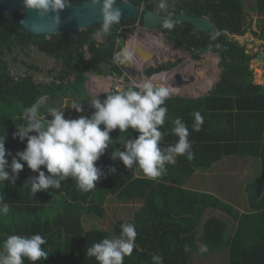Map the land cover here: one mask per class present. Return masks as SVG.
<instances>
[{"label":"trees","instance_id":"1","mask_svg":"<svg viewBox=\"0 0 264 264\" xmlns=\"http://www.w3.org/2000/svg\"><path fill=\"white\" fill-rule=\"evenodd\" d=\"M81 1L68 0V3L77 4ZM127 1L134 2L143 11L156 10L175 21L172 29L163 26L168 39L175 40L181 46L187 42L184 48L195 59L201 58L198 52L200 47L214 45L221 67L227 68L222 75L232 80L236 87L217 82L204 96H172L166 99L164 106L168 111L160 128L163 133L160 147L164 149L178 140L171 129L179 117L188 128V140L194 158L189 160L186 155L177 156L174 163L165 165V173L157 178H147L135 166L128 170L122 161L111 160L113 147L123 150L119 136L128 139L139 134L131 129L123 133L116 129L110 133L114 139L113 145L110 144L96 162L105 172L109 165L114 166L116 173L99 180L89 192L80 191L75 180L68 178L61 183L60 189L40 191L34 195L25 181L38 173L32 172L26 164L15 184L5 182V187L0 186V197L10 205L9 213L0 216V242L13 234L42 235L47 241L42 248L49 255L36 264H97L94 258L86 255V248L103 238L118 236L124 223L134 224L137 232L133 252L124 258V264H153L154 254L162 256L163 264H195L194 255L200 250V245L219 249L222 245L221 233L227 227L216 216L205 219L207 209L227 204L215 195L191 190L185 185L197 170L210 169L225 156L241 155L254 158V161L261 160L262 173L249 182L248 198L253 206L264 205V197L257 199L260 193L264 195V87L261 86L263 83L259 85L254 82L255 74L250 67L251 60L257 54L249 53L246 46L236 39V36H242L247 31L264 39V0ZM160 2L166 4V10L159 8ZM181 11L210 19L213 29L204 32L186 30L171 15ZM253 14L258 15L260 34L253 29ZM21 16L22 13L7 14L0 11V135L6 134L5 147L12 156L23 150L26 143L20 142L18 138L13 139L17 125L25 123L21 118L23 111L39 104V113L45 115L46 109L40 101L44 96L49 102L62 98H97L89 97L86 91L87 72L122 76L124 68L113 62V56L126 45L127 33L143 25L142 17H128L120 19L107 34L100 31L101 25H92L72 34L60 32L46 36L24 30L20 25ZM101 34L104 35L103 42L97 38ZM213 34H216L214 40L211 38ZM31 46H36L39 51L61 62L62 68L52 81H35L34 72L42 71V68L25 61L23 64L28 68L25 73L17 76L11 74L7 56L13 55L16 49L26 51ZM11 58L14 61L17 55ZM175 65L176 62H163L147 68L145 73L151 76ZM55 71L54 68L48 74ZM262 78L264 80V76ZM150 80L165 84L168 74ZM211 82L204 84L202 90L208 89ZM135 87L128 85L123 89ZM170 89L183 91L180 87ZM104 96L102 94L99 98L103 99ZM72 101L70 107L76 104ZM82 105L83 108L87 107ZM83 111L77 115L73 109L72 114L70 111L65 113V118L86 116L89 110ZM195 113L203 118L198 131L193 129ZM12 156L7 157L9 163ZM41 168L43 170V166ZM111 196L123 202L141 201L143 204L133 218L113 222L112 229L98 226L87 228L83 215L95 219L105 217L107 201ZM12 217L14 219L11 220ZM262 235L261 239H254V245L243 248V256L234 258L230 264H264V231ZM24 264L32 262L25 259Z\"/></svg>","mask_w":264,"mask_h":264},{"label":"clouds","instance_id":"2","mask_svg":"<svg viewBox=\"0 0 264 264\" xmlns=\"http://www.w3.org/2000/svg\"><path fill=\"white\" fill-rule=\"evenodd\" d=\"M91 3L99 5L100 31L109 33L121 17L120 9L114 6L115 0H91ZM21 4L24 9L34 11L40 17H51L54 23L59 24V14L67 6L68 0H21ZM158 6L162 10L167 9L164 2H160ZM174 25L175 21L171 19L163 21V26L167 29H172ZM211 38L214 40L216 34ZM161 56L158 57L159 60L162 59ZM135 57L134 50L131 52L124 49L114 54L113 62L123 64L132 58L136 59ZM142 64V71L146 75L145 70L153 64L148 67L144 66V62ZM164 71L146 77H154L165 73ZM169 80L168 76L166 84H169ZM169 95L168 87L157 86L149 79L135 88L106 89L103 99L97 97L89 102L94 109L90 116L65 118V112L55 107L48 108L47 115L42 116L39 104L26 108L21 117L25 123L17 125V130L13 133V139L26 141L24 149L12 156L5 147L6 134L0 135V186L5 187V182L15 184L26 164L32 172L38 173L25 181L34 195L40 191L60 189L61 183L68 178L75 180L80 191L89 192L97 186L99 180L116 173L114 166L109 165L105 172L96 163L109 145H113L114 139L110 133L116 129L120 133L131 129L139 134L128 139L119 136L123 150L113 147L110 152L111 160L122 161L128 170L135 166L147 178L154 179L164 174L165 165L174 163L177 156L186 155L187 159L192 160L194 154L188 140V128L179 117L175 119L171 129L178 140L164 149L160 147L163 135L160 128L165 122L168 109L164 105ZM70 108L83 112L81 105L73 104ZM48 116L51 118H47ZM194 118L193 129L198 131L203 118L199 113H195ZM8 156H12L11 163ZM9 210L10 205L0 197V216L7 215ZM136 236L135 225L124 223L118 236L106 237L93 243L86 248V255L94 258L97 264H124V258L133 252ZM46 243V239L38 233L30 236L9 235L0 242V264H24L25 259L36 264L41 259L45 260L49 254L42 245ZM152 261L153 264H163L160 255H152Z\"/></svg>","mask_w":264,"mask_h":264},{"label":"crops","instance_id":"3","mask_svg":"<svg viewBox=\"0 0 264 264\" xmlns=\"http://www.w3.org/2000/svg\"><path fill=\"white\" fill-rule=\"evenodd\" d=\"M178 46L182 50H187L192 56L191 52L188 49L184 48L185 46ZM200 56V59H202L204 57V54H200ZM195 60L198 61V59ZM164 72L170 73L169 69ZM87 75L89 77L85 83V87L89 97H99L100 95L95 94V87L98 89L101 86V83H104L105 81H109L111 83L110 85L112 86V83L114 84L116 82L117 77L113 74L104 72V74L100 75L108 76V78H106L108 80L102 81L99 78L100 75L96 73ZM172 75H175V73L173 72ZM110 77L112 78V80L109 79ZM181 79L182 76L180 75V77L177 76L174 81L177 82ZM185 79L187 78L184 75L183 80L180 82V86L183 88L186 86ZM194 83H196L194 91H189V89L191 88L190 85L186 86V88L184 89L185 92L177 91L178 94L175 95V92L169 89V97L182 96L187 98H197L199 96H204L211 90H202V87L205 84L204 80L202 79H199ZM212 86L210 88H212ZM111 88L108 90H111ZM70 113L72 114L73 110H71ZM223 159L217 161L210 169L196 171L189 177L185 185V187L188 189L215 195L227 204L226 206H221L220 208L210 207L207 209L204 216L205 219L211 216H216L220 218L221 221L225 222L227 227L226 230L221 233L220 238L222 241V245L219 249H208L205 245H200V250L194 255L195 264H230V262L234 260V258L238 259L240 256H243V254H241V252L244 251L243 248L254 245L255 238L256 240H258L263 237L264 205L258 207L253 206L250 203V199L248 198V191H250L249 182L254 180L255 177H257L259 174L256 173V169L251 164L250 159L254 160V158H242L240 165H236L233 167L228 165L226 167V164L228 163L223 166ZM218 164L221 168L220 172H222V170L225 171V168H227L228 170H226V172L224 173L214 174V177L217 181V183H214L212 182V180H209V176L213 172L212 170H214V167H216V165ZM203 182L206 185L205 187H202ZM262 197H264V195L263 193H260L257 199L260 200ZM130 203L133 202H123L116 199L114 196H111V198H109L107 201L108 208L105 217H103L102 219H95L94 217L85 214L83 215L84 224L87 226V228H92L93 226L104 227L105 225L103 224V221L105 220L106 216H108L109 220L112 222V219L109 216V211L113 213L114 222H116L117 220L127 221L129 219L128 216L130 215V213L126 208V205H129ZM117 209H119L118 214H116ZM124 211L125 213L124 215H122V212ZM12 219H14V217H12L11 220ZM234 244H236L235 248L233 247Z\"/></svg>","mask_w":264,"mask_h":264},{"label":"rangeland","instance_id":"4","mask_svg":"<svg viewBox=\"0 0 264 264\" xmlns=\"http://www.w3.org/2000/svg\"><path fill=\"white\" fill-rule=\"evenodd\" d=\"M253 16H254V22L252 24L253 29L257 30V32L260 34L261 28H260V25L258 23L259 22L258 15L253 14ZM149 35L158 37V41H160L161 45H163L162 43H166V44L168 43V45H166L167 49H166V47L165 48L160 47L161 48L159 51L160 56H161V54H163L164 56L162 59L159 60L160 61L159 64H161L163 62L166 63L169 61L176 62V65L171 67V68H173V69H171L172 71L169 70L170 73L168 72V73H163L161 75H155V76H162V75L165 76L168 74V76L170 77L169 84H166L168 81L167 80L165 82V84L154 83L155 85H157V86L164 85V86L168 87L169 89L171 87H173V88L174 87H180L183 89V91L186 88V86L190 85L191 88L189 89V91H194L195 90V84H196L194 82H197L199 79L204 80L205 84L209 83L210 80H212V82H213V79H214V83L211 82V86H212L217 82V80L222 75L223 69L220 65V57L217 54H215V52H208L207 54H204V57L202 59H198V61H196L195 58H193L187 50L185 51V50L180 49V47L178 46L179 44L178 45L176 44L177 42H173L170 39H168L167 32L164 30V27H159V28H156L152 31H145V32L142 30L141 27L136 28L135 30L127 33L126 45L119 52H121L124 49L128 50L129 47L131 48V52H133L135 42H137L138 40L142 41L143 44L147 43L146 45L145 44L144 45L152 50V48H151L152 42H151V40H148ZM97 38H98L99 42L104 41V35L103 34L98 35ZM236 39H238L241 42V44L246 46V49L249 53L257 54L251 60L250 67H251V69H253L254 74H255L254 82L256 84H259V85H261L260 83H263V85H261V86L264 87V80H262L263 79L262 77L264 76V62H261L257 57L259 53L264 54V39H261L260 36L253 34L251 31H247L242 36H236ZM129 41L133 44V46L131 43L128 45ZM129 51H130V49H129ZM15 54L17 55V59L12 61L11 57ZM13 55H9V56H7V58L10 60L9 70H10L11 74L14 76L23 74L27 71L28 68L23 64V61L28 62V63H34V64H36L42 68V71H39V72L35 71L34 72V79L37 82H50V81H52L54 78L53 76L56 75L58 73V71H60L62 68V64L60 61L56 60L52 56L47 55L46 53L39 51L36 46H31L26 51H21L20 49H16L15 53ZM87 55L89 56L88 53H87ZM160 56H159V58H160ZM137 59L132 58V60L126 61L125 63L120 64L123 66L125 72L128 73L129 76L131 74L133 77L137 76V75H136L135 71H134L135 72L134 73V72H130L129 70H126L127 66H131V67L135 68L136 71L137 70H143V64H142L143 59H141V60L140 59L137 60ZM154 64H155V62L152 61L151 65L154 66ZM210 66H212V67L214 66V68L209 69ZM54 68L56 69V71L48 74L51 70H54ZM173 72L175 73V75H172ZM180 75L182 76V79L175 82L174 79H176L177 76L180 77ZM184 75L186 76L187 79H185L186 86L183 88L180 86V82L183 80ZM99 78L102 81L108 80V79H106V78H108V76L100 75ZM109 79L112 80L111 77ZM145 80L146 79L143 78L141 82H143ZM107 82L105 81L104 83H101V86L98 89L95 87V94H98V95L105 94V90L110 89L111 87H112L111 90H113L115 83L114 84L112 83V86H111L110 85L111 83L109 81H107ZM102 85H105V86H102ZM210 87L208 89H210ZM171 91H173V90H171ZM173 92H175V91H173ZM175 94H178V93L175 92L174 95ZM71 99L73 100L72 101L73 103H76L77 105H81L82 108H83L82 104L87 106L86 108H83V110H85V109L89 110L86 116H90L91 113L94 111V109H92V107L90 106V103H89L91 100H89L87 97H84V99H86V101H83L84 99L83 98L81 99V97H79V98L77 97V99H74V98H71ZM71 99L62 98L60 100H55V101L49 102L48 98H46L44 96L41 98L40 101L43 103L44 108L46 110L48 108L55 107L57 109L63 110L65 113H67L68 111L73 110L72 108H69ZM78 114H80V112H77V115ZM66 116H68V115H66ZM246 157H248V156H241V155L225 156L223 161H222V165L225 166L226 163H228V164H226V167H227V165L232 166V167L236 166V165H240L241 159L246 158ZM249 158H251V157H249ZM250 160H251L252 166L256 169V173H260L261 167H262L261 160L260 159L259 160L257 159V161H254L253 159H250ZM202 170H206V169H199L197 171H202ZM226 170H228V169L225 168V171L222 170V172H220L221 171L220 165L219 164L216 165V167H214V170H212L213 172L209 176V180H212V182L217 183L216 178L214 177V174L224 173V172H226ZM205 186L206 185L203 182L202 187H205ZM142 204L143 203L140 201V202H133V203H130L129 205H126V208H127L128 212L130 213V215L128 216L129 219L133 218L134 213L136 211L140 210ZM112 209H111V211H112ZM118 213H119V209H117V211H116V214H118ZM124 213H125V211L122 212V215H124ZM109 216L111 217L112 222L109 220V217L106 216L105 220L103 221V224L105 225L103 228H106V229L107 228H109V229L113 228V222H114L113 213L110 211H109Z\"/></svg>","mask_w":264,"mask_h":264},{"label":"water","instance_id":"5","mask_svg":"<svg viewBox=\"0 0 264 264\" xmlns=\"http://www.w3.org/2000/svg\"><path fill=\"white\" fill-rule=\"evenodd\" d=\"M115 7L121 11L120 19L128 17H142L143 27L146 29H155L163 25V21L167 19V15L156 11H142L141 7L127 0H115ZM0 11L7 14L22 13L20 17V25L22 28L35 35L52 36L60 32L74 33L78 29H86L92 25H101V16L99 5H93L91 0H83L80 3H68L67 6L60 12V22L56 24L51 17H40L34 11H28L22 7L21 0H0ZM179 23L188 24L195 31H208L213 29L214 25L208 18L196 15H190L183 11L171 14ZM187 42H183V46H187ZM215 46L200 47L198 52L206 54L214 52ZM135 58L143 59L144 66L148 67L154 61L159 64V59L156 54L145 46L142 41H137L134 46ZM162 58V56H161ZM261 62H264V54H258ZM223 71L227 68L222 67ZM93 74V72H87ZM217 82L235 88L236 84L221 75ZM216 82V83H217ZM211 89V88H210ZM213 89V88H212Z\"/></svg>","mask_w":264,"mask_h":264},{"label":"built area","instance_id":"6","mask_svg":"<svg viewBox=\"0 0 264 264\" xmlns=\"http://www.w3.org/2000/svg\"><path fill=\"white\" fill-rule=\"evenodd\" d=\"M136 72V75L137 76H132V74L129 76L128 73H126L124 71V74L122 75V77H119L116 79V82L114 84V89L119 87V88H124L126 87L127 85H133V86H136L138 85L139 83H142V79L144 77H146V75L143 73L142 70H137L135 71ZM134 72V73H135ZM126 76H128V78H126ZM151 78V77H150ZM138 82V83H137Z\"/></svg>","mask_w":264,"mask_h":264},{"label":"bare ground","instance_id":"7","mask_svg":"<svg viewBox=\"0 0 264 264\" xmlns=\"http://www.w3.org/2000/svg\"><path fill=\"white\" fill-rule=\"evenodd\" d=\"M145 11V10H144ZM136 33V32H135ZM138 34V33H137ZM139 35V34H138ZM155 35V34H154ZM148 40H151V42H152V44H151V48H152V51L156 54V56L157 57H159L160 56V53H159V51H160V47H162V48H165L166 47V45H168V43L166 44V43H162L163 45H161V43H160V41H158V37H155V36H151V35H149L148 36ZM139 41V40H138ZM131 42L129 41V43H128V45L130 44ZM136 43V42H135ZM132 44V43H131ZM145 44V43H144ZM147 44V43H146ZM145 44V45H146ZM132 46H133V44H132ZM170 47V46H169ZM128 48V47H127ZM166 49H167V47H166ZM129 50V49H128ZM131 51V50H130ZM191 60V59H190ZM143 61V60H142ZM144 62V61H143ZM211 67V69L212 68H214V66L212 67V66H210ZM209 67V68H210ZM216 67V66H215ZM200 71V70H199ZM190 72V71H189ZM211 73V72H210ZM164 75H162V76H154V77H151L150 79H157L158 77H163ZM192 77V76H191ZM145 78V77H144ZM194 78V77H193Z\"/></svg>","mask_w":264,"mask_h":264},{"label":"flooded vegetation","instance_id":"8","mask_svg":"<svg viewBox=\"0 0 264 264\" xmlns=\"http://www.w3.org/2000/svg\"><path fill=\"white\" fill-rule=\"evenodd\" d=\"M183 27H185V29L186 30H190V29H192L191 28V26L190 25H188V24H183L182 25ZM160 27H163V25L162 26H160ZM142 28V30L145 32V31H152V30H154V29H146V28H144L143 26L141 27ZM157 28H159V27H157ZM156 29V28H155ZM140 31V30H139ZM173 41V40H172ZM177 45L179 44V43H176ZM134 50V49H133ZM260 54V53H259ZM258 57V56H257ZM126 70H129L130 72H134L135 71V68H133V67H131V66H127L126 67ZM125 71V70H124ZM114 75V74H113ZM114 76H116V75H114ZM120 76H117V78H119ZM126 78H128V76H126ZM128 86V85H127ZM130 86H133V85H130ZM125 88V87H124Z\"/></svg>","mask_w":264,"mask_h":264}]
</instances>
